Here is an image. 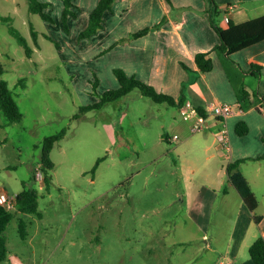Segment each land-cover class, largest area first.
I'll return each instance as SVG.
<instances>
[{
  "label": "rangeland",
  "instance_id": "1",
  "mask_svg": "<svg viewBox=\"0 0 264 264\" xmlns=\"http://www.w3.org/2000/svg\"><path fill=\"white\" fill-rule=\"evenodd\" d=\"M28 7L27 0H0V15L12 19L33 50L26 57L0 23V81L8 84L23 116L5 126L0 112V192L14 196L24 186L35 188L42 217L12 209L4 233L8 257L1 264H227L233 210L222 222L215 213L210 223L197 222L177 197L186 174L176 168L197 167L191 175L197 184L204 166L182 153L187 146L176 148L181 139L163 137L181 138L182 124L190 121L181 123L176 107L155 103L138 89L81 113L118 83L104 60L83 54L86 42L79 55L87 60L76 55V38L81 42L76 24L67 36ZM50 14L62 28L58 9ZM64 129L50 154L54 167L46 188L43 180H33L41 147ZM21 220L25 240L19 235ZM243 258H250L247 250Z\"/></svg>",
  "mask_w": 264,
  "mask_h": 264
},
{
  "label": "crops",
  "instance_id": "2",
  "mask_svg": "<svg viewBox=\"0 0 264 264\" xmlns=\"http://www.w3.org/2000/svg\"><path fill=\"white\" fill-rule=\"evenodd\" d=\"M39 1L52 5L49 13L57 8L62 14L63 0ZM212 1L220 12L218 24L221 28L264 15V0ZM98 2L74 0L77 17L69 20V35L75 24L77 36L87 27ZM53 18L56 30L62 31L58 19ZM156 25L159 28L139 38H129L133 33ZM121 40L125 41L118 43ZM85 42L88 48L83 54L91 60H104L105 70L113 76L115 68L122 69L128 76H135L174 98L179 97L182 83L186 82V102L194 108L207 111L212 103L232 106L233 114L226 119L208 112L206 126L199 133L191 131L193 118H182L181 123L190 121V124H182V137L165 136L169 142L181 139L176 148L187 146L189 150L182 153L193 160H201L204 166L197 184L192 183L191 177L197 167L176 168L177 173L184 171L186 174L184 192L177 197L186 202L190 219L210 223L215 213L216 221L222 222L233 210V244L226 251L227 264H253L250 258L241 257L243 250L248 251L258 236L264 238V41L235 52L228 59L211 52L220 39L210 25L207 0H116L112 10L104 14L103 28L97 34L79 43L76 38V55L80 56ZM102 50L107 51L101 55ZM206 52H210L213 68L197 73L195 56ZM96 69L100 71L101 68ZM114 79L118 83L115 76ZM241 87L249 94L242 105L237 95ZM241 121L248 127L244 136L235 132L236 124ZM223 127L227 130V148L217 141V134ZM237 160H245L240 170L259 201L256 214L262 219L258 225L227 173V165Z\"/></svg>",
  "mask_w": 264,
  "mask_h": 264
},
{
  "label": "trees",
  "instance_id": "3",
  "mask_svg": "<svg viewBox=\"0 0 264 264\" xmlns=\"http://www.w3.org/2000/svg\"><path fill=\"white\" fill-rule=\"evenodd\" d=\"M116 0H99L96 7L89 16V22L87 27L80 32L78 40L88 39L98 33L103 28L104 14L112 10L114 2ZM169 1V0H167ZM210 3V25L218 35L220 43L216 45L211 52H216L218 55L224 56L230 59L231 55L235 52L250 47L256 43L264 41V15L250 19L241 24L229 23L226 28H221L218 24L219 10L212 0H207ZM30 13L37 14L47 23L55 24L53 16L49 13V9L52 8L50 3L41 2L39 0H27ZM76 4L74 0H63V11L61 14L62 29L65 34L69 35L70 27L69 20L76 19ZM0 23H4L8 26L9 33L18 41V43L24 48L25 55L31 58L33 50L29 47L27 40L19 33L17 29L12 26V19L10 17H4L0 15ZM159 28V25L152 26L140 30L130 35L129 38H139L147 34L152 29ZM31 35L34 41L37 40V33L31 28ZM48 39L52 40L50 36ZM121 40L118 43L124 42ZM59 47L58 43H56ZM107 50L102 51L105 53ZM210 52L198 53L195 56V61L198 67L197 73H206L212 70L213 61L209 57ZM185 69H187L185 67ZM0 74H2V68L0 66ZM113 74L118 81V87L112 90L105 91L101 99L93 104L83 106L80 110L81 113H87L92 110H98L104 107L107 103L116 101L135 89H138L140 93L151 99L158 104H166L170 107L182 108L186 103V82L182 83L181 92L178 98L167 95L161 91H158L152 85H149L135 76H128L122 69L115 68ZM24 79L19 80V84L24 86ZM97 85V80L94 82ZM240 105H242L249 97L244 87L238 89L237 92ZM199 114L205 118L207 112L202 108H196ZM0 112L5 118V126L20 122L22 120V113L15 102L12 91L9 88L6 81H0ZM235 132L238 136H244L248 133V127L245 122H238L235 127ZM66 133V130H62L60 133L44 139L41 147V155L39 168L43 172V182L46 188L49 184V177L47 172L53 169L54 164L51 160L50 154L54 145L61 140ZM164 140L169 141V138L164 135ZM245 160H237L233 163H229L226 167L230 181L238 191L242 201L253 214V219L256 225H258L262 219L261 216L256 214L258 208V198L252 190L248 180L240 170V164ZM101 162L98 159L92 169L94 173ZM33 180L36 181L35 175ZM38 192L35 188L24 186L20 192L16 194L15 207L16 211L22 214H34L41 218L42 215L38 211ZM12 209L5 208L0 205V264L4 262L8 257L7 242L4 236L6 228L12 220ZM19 235L21 239H26V223L21 220L19 223ZM248 253L253 264H264V238L258 236L248 249Z\"/></svg>",
  "mask_w": 264,
  "mask_h": 264
},
{
  "label": "built area",
  "instance_id": "4",
  "mask_svg": "<svg viewBox=\"0 0 264 264\" xmlns=\"http://www.w3.org/2000/svg\"><path fill=\"white\" fill-rule=\"evenodd\" d=\"M209 108L207 109V113L210 112L213 114L215 117L220 118V119H226L230 115L233 114V108L229 104H224V103H212L208 106ZM180 115L185 118H193V123L191 125V131L193 133L200 132L204 130L206 126V118L199 114L197 112L196 108L192 106L191 103L186 102L185 105L180 108ZM177 138V137H175ZM217 141L223 145L224 148H227L228 146V136H227V130L225 127H223L217 134ZM35 179L37 181L43 180V175L42 171L37 169V172L35 174ZM15 201H16V195L10 196L9 194L5 192H0V205L8 208V209H14L15 207ZM219 264H225L224 262H220Z\"/></svg>",
  "mask_w": 264,
  "mask_h": 264
}]
</instances>
